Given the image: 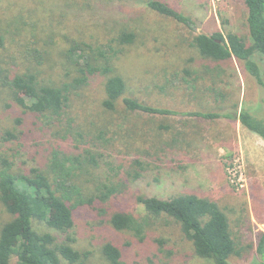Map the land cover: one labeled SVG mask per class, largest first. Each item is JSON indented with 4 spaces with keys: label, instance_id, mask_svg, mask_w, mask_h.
<instances>
[{
    "label": "rangeland",
    "instance_id": "rangeland-1",
    "mask_svg": "<svg viewBox=\"0 0 264 264\" xmlns=\"http://www.w3.org/2000/svg\"><path fill=\"white\" fill-rule=\"evenodd\" d=\"M40 1L46 0H0L1 68L13 73L29 66L45 83L71 84L77 72L64 58L68 46L64 35L107 42L122 28L134 34L131 42L114 43L120 52L113 60V73L125 80L124 95L176 112L129 111L121 98L108 109L102 103L104 76L98 74L78 87L71 84L62 120L48 125L25 112L0 86V157L11 158L14 170L43 166L53 149L71 153L97 149L77 143L76 131L83 139L102 134L97 143L103 157L98 167L83 173L82 184L92 188L95 178L107 179L119 183L121 190L106 204L93 200L78 207L73 246L89 251L88 264H108L101 247L111 240L123 247L122 264H211L194 253L190 240L169 217L150 219L141 238L109 223L115 211L143 216L137 195L166 198L192 193L214 200L227 214L238 250L230 264H256V237L264 230V142L234 118L194 114L236 109L264 114L258 84L241 62L204 58L192 43L196 34L215 31L224 35L234 31L247 38L244 1L164 0L189 16L190 24L151 10L148 0H47L65 15L50 21L48 14L43 20L45 7L38 5ZM34 47L40 63L27 55ZM19 115L22 121L17 124ZM67 122L72 125L67 127ZM6 131L16 137L6 139ZM135 160L144 169L132 179L127 172ZM9 218L0 203V226ZM34 227L47 230L38 221ZM9 264L19 263L12 257Z\"/></svg>",
    "mask_w": 264,
    "mask_h": 264
},
{
    "label": "trees",
    "instance_id": "trees-1",
    "mask_svg": "<svg viewBox=\"0 0 264 264\" xmlns=\"http://www.w3.org/2000/svg\"><path fill=\"white\" fill-rule=\"evenodd\" d=\"M243 1L246 6L247 38L234 31H227L225 35L221 31H215L211 34H196L192 43L204 58L214 61L234 58L241 62L244 70L258 84L259 103L264 111V0ZM42 2L38 5L45 7L43 20H46L48 14H52L50 21L56 16L59 21V17L65 15L61 11L56 12L53 1ZM147 6L181 23H191L189 16L164 0H148ZM116 31L107 42H89L64 35L68 41L64 58L67 63L76 67L77 72V77L71 84L78 87L86 84L93 76L101 74L104 76L105 94L102 103L106 108L112 109L116 100L121 98L124 107L129 111L175 114L171 109L145 104L124 95L125 80L121 75L113 73V60L120 52L114 43L115 40L119 45L131 42L134 34L122 28ZM1 41L2 38L0 43ZM27 55L40 63L41 55L36 47L29 48ZM71 84L66 81L60 84L45 83L38 78L34 68L29 66L21 72L13 73L0 67V86L8 89L14 101L25 112L48 125L55 120H62L68 106ZM194 114L207 118H234L264 142V114L258 116L246 109H236L231 113ZM15 121L17 124L21 123L20 115ZM69 122L67 127L72 125ZM76 134L80 138L77 143L84 141L85 144H93L97 149L88 147L72 153L53 149L50 156L44 158L46 161L43 166L36 164L27 170H14V161L11 158L0 157V203L10 214V218L0 226V264H9L12 257H16L19 264H88L89 251L73 246L75 237L72 228L78 207L90 204L93 200L106 204L121 189L119 183L113 185L107 179L95 178L92 188L82 184L83 173H89V167H98L103 157L97 143L102 134L93 139H83L81 132L76 131ZM6 135V139L16 137L10 131H6ZM134 165L132 171L127 172L132 179L138 178L144 169L140 160H135ZM136 200L142 205L145 214L136 217L132 213L115 211L109 219L114 229L129 231L141 238L150 224V219L165 216L179 225L182 234L190 240L194 253L211 261V264H230L229 258L238 254L228 216L214 200L192 193L172 194L166 198L140 194L136 196ZM35 221L44 223L47 230H37L34 227ZM101 253L108 264H122L123 247L119 243L113 240L105 242ZM255 253L256 264H264V230L257 234Z\"/></svg>",
    "mask_w": 264,
    "mask_h": 264
}]
</instances>
